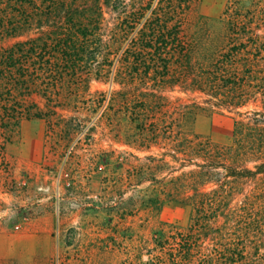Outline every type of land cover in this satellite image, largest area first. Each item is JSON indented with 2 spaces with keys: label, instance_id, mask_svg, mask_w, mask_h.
I'll use <instances>...</instances> for the list:
<instances>
[{
  "label": "trees",
  "instance_id": "1",
  "mask_svg": "<svg viewBox=\"0 0 264 264\" xmlns=\"http://www.w3.org/2000/svg\"><path fill=\"white\" fill-rule=\"evenodd\" d=\"M117 1L106 37L105 9ZM197 1L0 0V126H19L16 95L23 92L59 108L64 73L101 58L98 73H108L118 87L111 96L114 137L144 154H132L130 179L159 187L160 196L144 207L159 210L170 201L191 209L187 228H152L130 264H264L259 10L229 0L223 27L215 31L206 21L189 22ZM20 37L5 46L6 38ZM250 101L258 109L242 111ZM214 110L239 117L231 146L190 129L201 112Z\"/></svg>",
  "mask_w": 264,
  "mask_h": 264
},
{
  "label": "rangeland",
  "instance_id": "2",
  "mask_svg": "<svg viewBox=\"0 0 264 264\" xmlns=\"http://www.w3.org/2000/svg\"><path fill=\"white\" fill-rule=\"evenodd\" d=\"M228 3L199 0L189 22L206 21L219 31ZM244 3L252 13L259 10L264 34V0ZM118 4L105 9L106 37ZM21 40L6 38L4 44ZM102 65L98 58L80 64L76 73H64L59 108L49 109L41 94H17L19 126H0V264H130L152 228L190 225L191 209L179 203L144 207L159 187L130 179L132 154H144L114 137L117 106L111 96L118 87L108 73H98ZM257 105L250 101L242 111ZM237 121L236 113L201 112L190 129L231 146Z\"/></svg>",
  "mask_w": 264,
  "mask_h": 264
}]
</instances>
